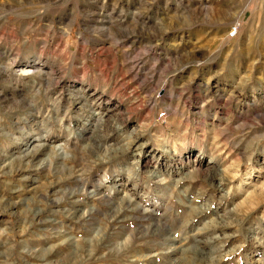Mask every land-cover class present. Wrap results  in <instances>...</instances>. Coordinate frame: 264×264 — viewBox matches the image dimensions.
Here are the masks:
<instances>
[{"label": "rangeland", "instance_id": "obj_1", "mask_svg": "<svg viewBox=\"0 0 264 264\" xmlns=\"http://www.w3.org/2000/svg\"><path fill=\"white\" fill-rule=\"evenodd\" d=\"M0 264H264V0H0Z\"/></svg>", "mask_w": 264, "mask_h": 264}, {"label": "built area", "instance_id": "obj_2", "mask_svg": "<svg viewBox=\"0 0 264 264\" xmlns=\"http://www.w3.org/2000/svg\"><path fill=\"white\" fill-rule=\"evenodd\" d=\"M237 32H238V26L237 25H233L232 27L229 28L226 36L229 39L234 38L237 35Z\"/></svg>", "mask_w": 264, "mask_h": 264}, {"label": "bare ground", "instance_id": "obj_3", "mask_svg": "<svg viewBox=\"0 0 264 264\" xmlns=\"http://www.w3.org/2000/svg\"><path fill=\"white\" fill-rule=\"evenodd\" d=\"M42 144V143H41ZM45 143H43L42 145H44ZM60 146V145H59ZM57 147V146H56ZM58 149H59V147H58ZM148 209H146V208H143V211H147Z\"/></svg>", "mask_w": 264, "mask_h": 264}]
</instances>
